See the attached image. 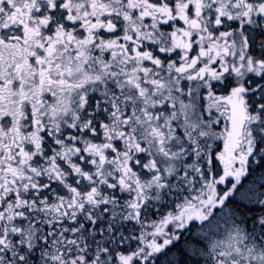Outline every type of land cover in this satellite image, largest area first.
<instances>
[{"label": "snow or ice", "instance_id": "obj_1", "mask_svg": "<svg viewBox=\"0 0 264 264\" xmlns=\"http://www.w3.org/2000/svg\"><path fill=\"white\" fill-rule=\"evenodd\" d=\"M0 264H264V0H0Z\"/></svg>", "mask_w": 264, "mask_h": 264}]
</instances>
